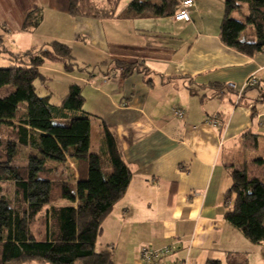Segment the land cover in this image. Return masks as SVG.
I'll return each instance as SVG.
<instances>
[{
	"label": "crops",
	"instance_id": "1",
	"mask_svg": "<svg viewBox=\"0 0 264 264\" xmlns=\"http://www.w3.org/2000/svg\"><path fill=\"white\" fill-rule=\"evenodd\" d=\"M121 2L113 17L94 19L72 17L69 0H0V67L53 41L67 45L77 70L40 71L63 73L69 86L81 87L83 109L92 116L90 138L91 123L98 124L94 150L103 149L105 126L131 173L95 250L131 252L125 264H139L145 244L173 245L174 257L186 264H227L228 253L245 254L251 264L249 252L264 264V243L252 244L225 221L232 201L223 200L232 169L243 165L237 159L241 136L250 132L264 146L260 94L249 89L237 99L252 76L264 86V53L250 57L222 43L223 0H195L190 22L124 19L127 3ZM33 12L41 15L38 26L25 30ZM175 108L183 110L182 119ZM207 117L221 126H210Z\"/></svg>",
	"mask_w": 264,
	"mask_h": 264
},
{
	"label": "trees",
	"instance_id": "2",
	"mask_svg": "<svg viewBox=\"0 0 264 264\" xmlns=\"http://www.w3.org/2000/svg\"><path fill=\"white\" fill-rule=\"evenodd\" d=\"M223 2L222 43L250 57L264 53V0ZM118 3L69 0L68 10L72 17L105 19L114 16ZM176 8V0H130L121 17H171ZM40 19L38 12L29 14L23 28L37 27ZM11 59L13 64L0 67V183L12 182L16 199L0 198V264H112L110 252L95 251V243L131 179L115 139L103 126V149L90 152L92 116L83 110L80 86L70 85L58 106L50 103L49 96L36 94L34 83L43 80L40 69L47 62H59L66 73L77 70L67 45L53 41ZM249 89H256L262 100L264 86L245 88L241 95ZM240 148L257 154L258 137L245 132ZM20 149L33 152L22 166L14 164ZM68 159L77 165L74 182L62 174ZM249 164L259 171L257 175H250ZM231 177L223 200L232 201V206L224 219L252 244L264 243V146L260 157L233 168ZM39 218L43 230L35 233L33 225ZM176 251L175 247L170 259L184 261L174 257ZM226 262L248 264V259L242 253H228Z\"/></svg>",
	"mask_w": 264,
	"mask_h": 264
},
{
	"label": "rangeland",
	"instance_id": "3",
	"mask_svg": "<svg viewBox=\"0 0 264 264\" xmlns=\"http://www.w3.org/2000/svg\"><path fill=\"white\" fill-rule=\"evenodd\" d=\"M96 1H100V0H96ZM120 1H119V3H120ZM129 1L130 0H122L121 3L126 4ZM119 3H118V5H119ZM3 65H5V66H1V67H8L7 64H3ZM44 66H52V67H50L51 69H54L55 67H58V68L60 67L64 71L62 64H60L59 62H47ZM41 74L44 75L43 80H37L34 83L36 94L39 97L49 96L51 104L60 105L68 93L69 82H71V80H69L68 77L63 73L48 72L44 69L41 71ZM83 98H84V96H83ZM97 128H98V124H96V121L93 120V122L91 123L92 136L90 138V147H89V150L92 153H97L96 150H94L95 146L97 145V134H96L97 132H95V129H97ZM12 145H13L12 143L9 144L10 150L13 149ZM262 150H263V146H261L259 148V151L257 154H251V153H243L241 151V148H240L241 154H239L240 156L237 158L239 160V164L240 165L248 164L250 159L260 157L262 155ZM31 154H33V152L30 149H20L17 153L18 156L16 157L14 164L18 165V166L24 165L26 163V160L28 159V157ZM244 158H245V161H244ZM51 165L52 164H50V166ZM247 167H248V172L250 173L251 176L257 175L259 173V171H257L255 169V167L250 166V164ZM61 170H62V174L64 175V177L68 178V180L73 181V182L76 180L77 171H78L77 165H71L70 162H67V164L64 165ZM56 177H58L57 174H56ZM1 197H3L4 199H6L9 202L15 201L16 193H15V188H14V185L12 182L0 183V198ZM57 203L58 202H56V204ZM33 230L35 231V233L42 232L43 221H41V218H39L34 223ZM98 249L99 248L96 247L97 251H98ZM108 251L111 254L112 264H125L126 263V260L124 258V256L126 254H122L121 251H115L112 249L108 250ZM114 252L116 254H114ZM249 253H250V259H249L250 263L251 264H258L255 257L253 256V252H249ZM132 256H133V254L131 252H128L126 255L127 261L130 260L132 258Z\"/></svg>",
	"mask_w": 264,
	"mask_h": 264
},
{
	"label": "built area",
	"instance_id": "4",
	"mask_svg": "<svg viewBox=\"0 0 264 264\" xmlns=\"http://www.w3.org/2000/svg\"><path fill=\"white\" fill-rule=\"evenodd\" d=\"M177 8L171 16L174 21L190 22V9L195 5V0H176ZM258 79L255 76L250 77L245 83V88H251L258 85ZM243 89V91H244ZM241 93L237 96L240 99ZM173 115L182 119L184 112L181 108L173 109ZM206 123L212 127L219 128L220 121L216 117H207ZM175 247L165 245L162 247H152L150 245H142L139 249V264H186L185 261L171 260Z\"/></svg>",
	"mask_w": 264,
	"mask_h": 264
},
{
	"label": "water",
	"instance_id": "5",
	"mask_svg": "<svg viewBox=\"0 0 264 264\" xmlns=\"http://www.w3.org/2000/svg\"><path fill=\"white\" fill-rule=\"evenodd\" d=\"M261 98H262V100H263V102H264V95H263V96H261Z\"/></svg>",
	"mask_w": 264,
	"mask_h": 264
}]
</instances>
